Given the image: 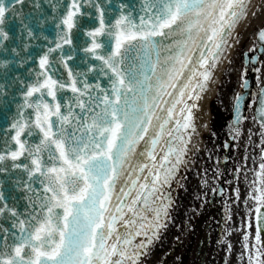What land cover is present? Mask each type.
Wrapping results in <instances>:
<instances>
[{"label":"snow or ice","instance_id":"6c2138e0","mask_svg":"<svg viewBox=\"0 0 264 264\" xmlns=\"http://www.w3.org/2000/svg\"><path fill=\"white\" fill-rule=\"evenodd\" d=\"M47 2L53 15L26 17L25 0H0V264H141L198 150V102L264 2ZM251 35L264 55V21ZM17 83L20 100L4 99ZM252 99L264 129V82ZM256 175L246 264H264V162Z\"/></svg>","mask_w":264,"mask_h":264},{"label":"flooded vegetation","instance_id":"af4514ba","mask_svg":"<svg viewBox=\"0 0 264 264\" xmlns=\"http://www.w3.org/2000/svg\"><path fill=\"white\" fill-rule=\"evenodd\" d=\"M249 48L240 54L238 77L229 70L226 88L204 109L202 129L193 138L201 148L190 154L173 184L167 227L142 250L141 264H246V254L241 259L243 235L252 231L248 227L250 219L254 223L251 194L260 186L256 173L264 162V129L252 99L264 82V55L250 53ZM245 80L248 86L242 88ZM237 95L241 97L238 123Z\"/></svg>","mask_w":264,"mask_h":264},{"label":"water","instance_id":"95a60500","mask_svg":"<svg viewBox=\"0 0 264 264\" xmlns=\"http://www.w3.org/2000/svg\"><path fill=\"white\" fill-rule=\"evenodd\" d=\"M39 2L41 4V8L40 9H35L33 7V5ZM52 2L54 3L55 0H52ZM124 2H132V0H124ZM23 13L26 17L28 16H35V15H48L51 16L53 15L52 11H51V7L50 4L47 2V0H25V4L23 7ZM19 29V24L16 22L15 18H13L12 21L9 22V24L6 26V30L10 31L11 34L13 36H15L17 34V30ZM10 43L11 46H16V41L13 40ZM36 44L42 43V41H36ZM31 51H34V49H32ZM0 59H12L11 54L5 56L4 54L0 53ZM34 61H30L27 65H25L24 67H20L17 64L13 63L11 65H9V76H8V82L11 83V78L14 76H18L21 79H27L28 78V72H27V68L33 67L34 66ZM4 71V69H0V73H2ZM5 83V78L3 76H0V84ZM21 87L20 84H15L12 88H5V91L10 93L9 97H4V99H10V97L12 95L16 96V101L18 102L20 100L19 95L17 94V90ZM14 104L11 105V111H14ZM258 119L260 121V116L258 115ZM4 124V119L2 116H0V125ZM10 187V185L6 186V190L7 188ZM13 194L16 196H21L22 193L20 192H16L15 190H12ZM21 204H23V201H21ZM7 226V225H6Z\"/></svg>","mask_w":264,"mask_h":264},{"label":"rangeland","instance_id":"374dc122","mask_svg":"<svg viewBox=\"0 0 264 264\" xmlns=\"http://www.w3.org/2000/svg\"><path fill=\"white\" fill-rule=\"evenodd\" d=\"M253 4L259 6L262 2H264V0H252ZM258 10V16L256 18H253L251 20V27H249L247 29L246 32L243 31L242 29V36H243V42L239 45H236L233 49V51L231 52V64H228L227 62H225V64L223 65V69L221 71V74L219 76V78L217 80H215L214 82V92L207 97L206 102L203 106V110L207 109L209 105H212L213 102L216 100V98L218 97V95L221 93V91L224 90L225 85H224V79L226 80V77L229 73V70H231V76L233 78H237L239 75V57L241 52H243L245 49L249 48L251 46V41L253 39L251 33L252 30L261 24L262 21H264V10H260L259 8H257ZM226 83V82H225ZM228 97L231 99L232 97V93L228 94ZM202 110L199 113V120H198V128H197V132H199L200 129H202V119L201 116L203 115ZM205 115H203L204 117ZM199 135V134H197ZM196 136V135H195ZM194 136V137H195ZM193 144L196 145V147H200L201 148V144L199 140H193Z\"/></svg>","mask_w":264,"mask_h":264},{"label":"bare ground","instance_id":"6f19581e","mask_svg":"<svg viewBox=\"0 0 264 264\" xmlns=\"http://www.w3.org/2000/svg\"><path fill=\"white\" fill-rule=\"evenodd\" d=\"M222 69H223V65H222L221 68L217 71L216 76L214 77V81L217 80V79L219 78ZM213 92H214V83H211V84L209 85V88H208V90L206 91V93L203 94V98L198 102V103H199V108H198V110L196 111V117H197V120H198V118H199V116H200L199 113H200V111L202 110V108H203V106H204V104H205V102H206L207 97H209ZM197 124H198V121H197Z\"/></svg>","mask_w":264,"mask_h":264}]
</instances>
